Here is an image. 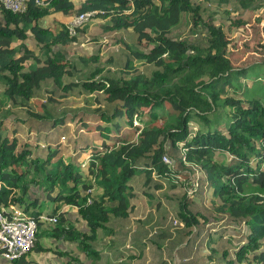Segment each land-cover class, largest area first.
<instances>
[{
  "label": "trees",
  "instance_id": "1",
  "mask_svg": "<svg viewBox=\"0 0 264 264\" xmlns=\"http://www.w3.org/2000/svg\"><path fill=\"white\" fill-rule=\"evenodd\" d=\"M42 1L24 13L0 4V45L16 44L0 48V209L36 217L53 205L52 237L74 243L89 264H264V59L199 87L214 111L231 110L221 130L164 91L188 79L192 64L214 61L207 50L223 28L210 22L212 10L227 19L264 0ZM64 11H96L97 21L75 35L62 20L41 22ZM32 28L35 50L22 43ZM261 78L262 95L243 93ZM85 123L109 136L99 141ZM193 166L188 200L175 175ZM73 252L58 250L65 259L47 264H82ZM26 256L11 263L29 264Z\"/></svg>",
  "mask_w": 264,
  "mask_h": 264
},
{
  "label": "rangeland",
  "instance_id": "2",
  "mask_svg": "<svg viewBox=\"0 0 264 264\" xmlns=\"http://www.w3.org/2000/svg\"><path fill=\"white\" fill-rule=\"evenodd\" d=\"M80 3L79 0L75 1V4L78 5ZM70 17L69 11L59 12L52 15H47L42 19V23L45 25L52 24V22L57 20H62L66 22ZM210 22L214 25H220L223 28V38L222 42L218 46H211L207 50V54L214 58V61L211 64L203 65L199 68L197 63L191 65L190 69L187 72L188 79L185 77H181V80L175 81L173 84V88H167V93H177L180 96L181 104H183L187 108H193L194 110L204 112L208 114V119L210 121L209 126L211 129H223L228 116L231 114V110L228 108H224L223 110L217 109L214 111L212 109V105L210 103V99L207 94L208 91L205 88H199L203 83H205L209 78L215 77L220 73L226 74L228 72H232L235 68H243L257 62H260L264 59V6L258 11H247L243 15H238L236 13L230 14L229 17L221 18L220 11L212 10L211 11V19ZM35 30L32 28L27 31L26 36L22 39V43L28 47L30 50L36 49V38H35ZM16 44H1L0 48L5 51H10L15 48ZM43 70L47 68L42 66ZM259 68L252 67L248 72L253 75H256L255 72L258 73ZM255 78V77H254ZM253 78V79H254ZM264 80V78H263ZM233 81V80H232ZM238 81V80H236ZM186 82V83H185ZM234 82V81H233ZM262 85V78L260 81H253L252 83H248L247 88L249 93H252L254 88L256 93H259V96L262 95L260 93V87ZM234 86L238 87L237 83L234 82ZM205 89V90H204ZM245 95V94H244ZM35 107H38L41 100L34 99L33 100ZM170 106H167V108ZM171 113L164 118L168 121H173L175 116V110L171 105ZM219 111V112H218ZM118 114H123L122 110L118 111ZM191 114L194 115L192 110ZM198 118V117H197ZM197 118H193L192 125H196V123H200ZM214 120V121H213ZM203 121V120H202ZM219 122L217 126H215V122ZM161 120H158L156 123L159 124ZM85 126L88 127V132H102L101 135L104 137H100L99 141L102 139H106L109 136V132L107 129L97 128L92 123H85ZM213 129V130H214ZM100 130V131H99ZM194 131V128L191 129ZM84 166V165H83ZM86 167V165L84 166ZM84 169V168H83ZM31 190L36 191L38 188L29 183ZM52 206H45L46 208H42L45 214H52ZM72 214H69L71 220H75L76 213L70 211ZM79 225V223H76ZM52 228V224L47 223L43 226H40L37 231V240L39 246L42 247L44 252L40 255V260H36V253L33 251L28 256L25 257V260L28 261H38L41 264H47L49 262H61L64 259L56 256L54 252L58 248V250H70L73 249L72 257H76V262H80L82 264H89L90 261H87L82 253L76 249V245L74 243H67L61 241L60 239H53L49 236L50 230ZM39 236V238H38ZM37 244V243H36ZM51 246L53 251L46 252L45 247ZM48 249V248H47ZM33 255V256H32ZM6 264H12L11 262H7Z\"/></svg>",
  "mask_w": 264,
  "mask_h": 264
},
{
  "label": "built area",
  "instance_id": "3",
  "mask_svg": "<svg viewBox=\"0 0 264 264\" xmlns=\"http://www.w3.org/2000/svg\"><path fill=\"white\" fill-rule=\"evenodd\" d=\"M32 0H0L3 8L13 13H23ZM36 5H42L41 0H33ZM96 11H88L72 16L66 23L70 35H75L77 28L87 23L95 22ZM162 160L172 167L174 162L167 154H163ZM185 161V157L183 158ZM194 173L183 170L175 175L176 180L183 181L186 186L185 199L194 200L197 191V176L199 170L193 166ZM169 221L172 225H182L170 212ZM39 222L56 223L57 214H40L36 217L21 207L13 204L0 209V262H13L28 254L35 246Z\"/></svg>",
  "mask_w": 264,
  "mask_h": 264
},
{
  "label": "crops",
  "instance_id": "4",
  "mask_svg": "<svg viewBox=\"0 0 264 264\" xmlns=\"http://www.w3.org/2000/svg\"><path fill=\"white\" fill-rule=\"evenodd\" d=\"M248 11H252V10H248ZM178 80H181V78H179ZM175 82H173L172 84H170V85H168V86H166L165 87V89H164V91L165 92H167V88H169V87H172L173 86V84H174ZM186 83V82H185ZM173 88V87H172ZM168 94V93H167ZM43 208V207H42ZM44 208H46V207H44ZM44 211V210H43ZM70 211H73V212H75L74 210H70ZM69 211V213L68 214H72L71 212ZM76 213V212H75ZM70 217V216H69ZM45 225L47 224V223H44ZM44 224H40V226H43ZM50 225H51V223H49ZM39 226V227H40ZM49 230H50V228H49ZM49 236L52 238V240L54 239L53 237H52V235H51V233H49ZM38 238H39V236H38ZM36 242H37V244L33 247V249L27 254V256L31 253V252H35L37 255H36V260H40V255L42 254V251L44 252L45 250H43L42 249V247H44V246H39L38 245V240H37V238H36ZM35 242V243H36ZM48 248V249H47ZM56 248V247H55ZM55 248H54V254L56 255V251H58V248L55 250ZM44 249H46V252H49L50 251V253H51V251H53V248L51 247V246H48V247H45ZM45 253V252H44ZM30 256V255H29ZM33 256V255H32ZM38 261H35V260H33V261H31L30 260V263L29 264H41V263H39ZM52 262V261H51ZM7 262H4V261H2L0 264H6ZM53 263H57V262H53ZM59 263V262H58Z\"/></svg>",
  "mask_w": 264,
  "mask_h": 264
},
{
  "label": "clouds",
  "instance_id": "5",
  "mask_svg": "<svg viewBox=\"0 0 264 264\" xmlns=\"http://www.w3.org/2000/svg\"><path fill=\"white\" fill-rule=\"evenodd\" d=\"M32 1H33V0H32ZM32 1H31V2H32ZM41 1H42V0H41ZM76 1H77V0H76ZM79 1H80V0H79ZM31 2H30V3H31ZM42 2H43V1H42ZM33 3L35 4L34 1H33ZM0 4H1V3H0ZM35 5H36V4H35ZM36 6H42V7H43V6H44V2H43L42 5H36ZM2 7H3V6H2ZM28 8H30V4L28 5L27 9H28ZM4 9H5V8H4ZM27 9H26V10H27ZM6 10H7V9H6ZM26 10H25V11H26ZM9 11H10V10H9ZM23 13H24V12H23ZM74 15H77V14H74ZM74 15H72V14L70 13V17L68 18V20H69L72 16H74ZM0 18H1V17H0ZM68 20H67V21H68ZM67 21L65 22V27H66V23H67ZM94 21H95V22L97 21V17H96V16H95ZM90 23H91V22H90ZM90 23H87V24H90ZM93 23H94V22H93ZM81 27H82V26H81ZM78 28H79V27H78ZM78 28H77V29H78ZM66 29H67V28H66ZM67 31H68V30H67ZM68 33H69V32H68ZM1 262H2V261H1ZM1 262H0V263H1ZM4 262H5V261H4Z\"/></svg>",
  "mask_w": 264,
  "mask_h": 264
}]
</instances>
